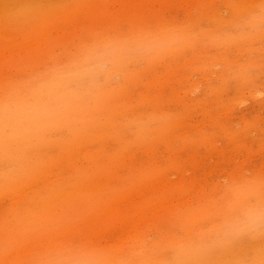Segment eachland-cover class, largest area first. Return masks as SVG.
I'll return each mask as SVG.
<instances>
[{
  "label": "rangeland",
  "instance_id": "1",
  "mask_svg": "<svg viewBox=\"0 0 264 264\" xmlns=\"http://www.w3.org/2000/svg\"><path fill=\"white\" fill-rule=\"evenodd\" d=\"M0 264H264V0H0Z\"/></svg>",
  "mask_w": 264,
  "mask_h": 264
}]
</instances>
